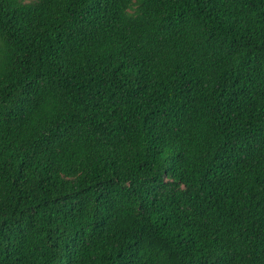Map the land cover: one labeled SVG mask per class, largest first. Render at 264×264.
<instances>
[{
    "label": "trees",
    "instance_id": "16d2710c",
    "mask_svg": "<svg viewBox=\"0 0 264 264\" xmlns=\"http://www.w3.org/2000/svg\"><path fill=\"white\" fill-rule=\"evenodd\" d=\"M0 264H264V0H0Z\"/></svg>",
    "mask_w": 264,
    "mask_h": 264
}]
</instances>
